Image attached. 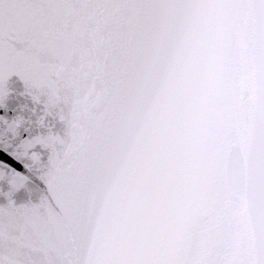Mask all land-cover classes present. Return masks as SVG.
I'll list each match as a JSON object with an SVG mask.
<instances>
[{"label": "snow or ice", "instance_id": "obj_1", "mask_svg": "<svg viewBox=\"0 0 264 264\" xmlns=\"http://www.w3.org/2000/svg\"><path fill=\"white\" fill-rule=\"evenodd\" d=\"M210 27L237 185L169 219L174 53ZM0 264H264V0H0Z\"/></svg>", "mask_w": 264, "mask_h": 264}, {"label": "water", "instance_id": "obj_2", "mask_svg": "<svg viewBox=\"0 0 264 264\" xmlns=\"http://www.w3.org/2000/svg\"><path fill=\"white\" fill-rule=\"evenodd\" d=\"M238 42L213 28L174 53L177 80L171 118L178 139V159L169 169L165 190L168 218L209 200L223 206L237 185L239 146L229 143L228 119Z\"/></svg>", "mask_w": 264, "mask_h": 264}]
</instances>
